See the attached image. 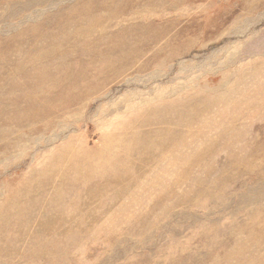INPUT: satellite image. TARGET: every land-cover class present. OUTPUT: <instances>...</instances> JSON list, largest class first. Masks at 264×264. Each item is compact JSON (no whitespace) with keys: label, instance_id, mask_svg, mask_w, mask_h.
Returning <instances> with one entry per match:
<instances>
[{"label":"rangeland","instance_id":"1","mask_svg":"<svg viewBox=\"0 0 264 264\" xmlns=\"http://www.w3.org/2000/svg\"><path fill=\"white\" fill-rule=\"evenodd\" d=\"M35 1L18 18L0 2V45H49L58 21L107 0ZM108 1L140 16L130 41L170 30L72 104L62 73L93 61V48L97 63L115 53L124 35L60 42L32 69L0 48V264H264V0ZM32 83L45 87L28 100L41 91ZM55 104L63 110L49 112ZM183 112L186 126L166 130ZM152 129L179 149L166 142L146 166L125 162L130 136Z\"/></svg>","mask_w":264,"mask_h":264},{"label":"bare ground","instance_id":"2","mask_svg":"<svg viewBox=\"0 0 264 264\" xmlns=\"http://www.w3.org/2000/svg\"><path fill=\"white\" fill-rule=\"evenodd\" d=\"M22 1H24V3L21 4ZM46 1L47 0H36L35 2H46ZM181 1L182 0H172L170 3L171 8H175ZM0 2L5 3V0H0ZM6 3H7V6H6L7 15L13 18H18V16H21L23 14V10L26 9L25 3H27V0H6ZM51 3L52 2L50 1V3L48 4H51ZM40 9L42 10V8ZM101 11H105V13L103 15L99 14V12ZM74 12L75 11H73L70 15H72ZM117 12H118V3L108 1V0L103 3H95L91 5L89 9L82 10L81 13H77L71 17L70 15H67L68 17H67L66 22L58 21V30H56L52 34V38L50 40L49 45H40L35 48L29 47L23 50L19 48L11 49V43H9L8 46H7V43H2V45H0V48L6 50L7 52L13 51V53H16V54L22 55L23 57L28 58V63L30 64L29 69H32V66L39 65L41 62L40 60L34 57L43 58L42 59L43 63L48 62L51 59H53L52 58L54 57L53 53L58 52L60 49V46H61L60 42L71 44V43L81 41L83 37H91L95 41L93 43V46L97 45V43L99 44L98 46H100L103 43L101 39L108 33H114L113 36L115 38H119L122 35H124L121 40L124 42V44L120 46H116L115 53H111L112 49L109 48L107 51L99 55L100 58H99V62L97 63L95 62V58L92 56V50L94 49L93 48L88 53V55L93 61L84 63L83 68L81 67L72 68L71 67L68 71H65L64 73H62L59 80L61 82L66 81V83L70 82V85H71L70 92L74 94L73 98L69 100V102L67 103L69 105L75 101L78 95L80 94L84 95V93H87L88 91L85 90V88L89 90L88 86L95 85L94 90H98L99 86H101L102 84L98 82L94 83V81H98V79L102 77L110 69H112V67L119 66L120 69H117V70L120 71L126 67L131 66L135 60L136 55L143 53L141 51L142 47L139 50L138 49L139 47L137 45L143 46L144 43H147L149 45L154 44V43L157 44L161 40L160 38L164 36L165 34H168L170 30L167 27H165L162 32L156 33V36L154 37L146 35L144 31L143 41H139V40L135 42L130 41V37L136 36L137 38H139L138 34L140 33V30L135 29V27L139 26L138 21L140 20V16L137 19L135 15H131L130 19L122 18L120 14H117ZM41 13L43 14V12ZM123 23H126V24L122 30ZM130 23H133L132 26L134 28L130 26ZM49 26L50 25H48L46 29H48ZM70 26L73 27V30L71 32H68L67 29ZM44 31H45V28H41V29L39 28V30L31 28L29 30V37L30 38L40 37L41 39H46L49 36V32L48 30H46V34H44L42 33ZM57 31L59 34L57 33ZM175 36L179 37L180 34L174 35L173 38ZM13 38H18V36H14ZM105 39H108V38H105ZM172 40L174 41V39ZM174 43L175 42H171L169 45H173ZM122 50H128L131 53H123ZM174 53L175 52L171 53L170 55H173ZM3 55H4V52L0 51V56H3ZM1 63L2 64L9 63V60L3 59ZM122 65H124V67H121ZM16 69L21 71V75L24 80H28L30 82L32 81L33 77H27L25 79L24 75H27V74H25V71L22 67L18 66ZM36 80H41V79L37 78ZM54 83H60V82H54ZM32 84L41 88V91L33 92L28 97V100L31 98H36V99L40 98L43 92V88L45 87L44 83H32ZM219 87L221 88L222 84H220ZM22 99H25V98L17 97L14 99V102L17 103L21 101ZM52 105H53V102L50 103V106ZM190 106L191 105H187L185 109L187 111H190V116H193L192 114L195 112L196 107L195 106L190 107ZM46 107L48 108V104H46ZM133 108L135 107L130 106V105L126 106V110H128V112H131ZM54 110H55V113H57L63 110V108L62 106L55 104L54 107L51 108L49 112H54ZM35 111H38V110H35ZM181 115L182 117L179 120L180 123L174 126L171 130L170 129H166V130L171 131L172 133V132L178 131L179 129H183L186 126L185 118L187 114L183 112ZM130 137L131 139L127 140V143H126L128 146L123 151L124 158H125V162L133 166L136 165L137 167H141V166L143 167V166L150 164L154 160V158H156V151L158 152L161 148L164 149V147L166 146L165 145L166 142L170 143V146H167V147L171 148V150L179 149L177 147L178 145L175 144L173 139H164L160 137V134L156 133V129L146 131V133H144V135L142 136L136 135L133 133V136H130ZM97 157H105V158L108 157V149L105 148L104 150L100 149L98 151H92L89 154V157L87 158V162L91 163L94 161V159L96 160ZM132 157H137V160L134 162V159ZM128 170L130 169L128 168Z\"/></svg>","mask_w":264,"mask_h":264}]
</instances>
